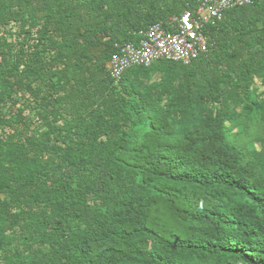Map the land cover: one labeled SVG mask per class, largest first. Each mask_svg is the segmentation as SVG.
Wrapping results in <instances>:
<instances>
[{"label": "trees", "instance_id": "1", "mask_svg": "<svg viewBox=\"0 0 264 264\" xmlns=\"http://www.w3.org/2000/svg\"><path fill=\"white\" fill-rule=\"evenodd\" d=\"M198 4L0 0V264H264V0L106 70Z\"/></svg>", "mask_w": 264, "mask_h": 264}, {"label": "built area", "instance_id": "2", "mask_svg": "<svg viewBox=\"0 0 264 264\" xmlns=\"http://www.w3.org/2000/svg\"><path fill=\"white\" fill-rule=\"evenodd\" d=\"M259 1L199 0L195 10H186L180 16L151 25L133 42L116 43V52L106 64V70L117 84L123 73L132 67H150L160 60L188 65L207 53V27L221 22L227 11Z\"/></svg>", "mask_w": 264, "mask_h": 264}, {"label": "rangeland", "instance_id": "3", "mask_svg": "<svg viewBox=\"0 0 264 264\" xmlns=\"http://www.w3.org/2000/svg\"><path fill=\"white\" fill-rule=\"evenodd\" d=\"M255 89H257V91H258L259 94L263 93V91H264V89H263V87L261 86V83H260L259 81H257V82L255 83Z\"/></svg>", "mask_w": 264, "mask_h": 264}]
</instances>
